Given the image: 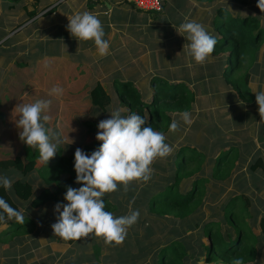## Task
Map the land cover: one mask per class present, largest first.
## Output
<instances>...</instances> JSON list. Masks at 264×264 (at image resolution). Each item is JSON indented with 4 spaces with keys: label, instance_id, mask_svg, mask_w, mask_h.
Wrapping results in <instances>:
<instances>
[{
    "label": "trees",
    "instance_id": "trees-1",
    "mask_svg": "<svg viewBox=\"0 0 264 264\" xmlns=\"http://www.w3.org/2000/svg\"><path fill=\"white\" fill-rule=\"evenodd\" d=\"M159 1L161 11L150 10L149 13H156L159 16L165 15L167 7L163 0ZM192 1L203 6L202 8H206L217 0ZM229 1L237 7L239 5L257 7L258 4V0ZM37 5L38 0L35 1V7ZM131 5L137 7L133 2ZM179 8H184V6ZM188 12L190 9H187L186 14ZM37 13L38 9L29 13V19L35 18ZM205 20V16L199 18V22L217 40L211 55L220 58L218 63L212 67L214 69L215 67L217 69V66L221 68L223 78L232 95L238 99L235 102L238 104L236 107L245 108L246 103L253 104L256 101V95L253 93L251 80L253 76L260 75V71H264V20L253 13L237 14L234 10L222 5L214 9L212 21H210L211 25L205 24ZM228 54L229 56L223 61V55ZM237 74L239 76L234 78ZM176 79L175 82H171L156 74L145 78L138 84L133 80L117 79L105 86L102 82L97 81L94 82V86H90L91 88H86L90 92L87 99L90 100L93 109L109 112L113 107H116V109H123V116L134 112L147 121L145 126H151L154 130L163 132L166 136V143L171 140L178 142L183 138V131L179 130L180 123H182L180 114L184 111L191 113L196 108L198 99L192 80L188 82L180 74ZM79 95L80 93L75 94L66 91L63 99L67 102H73L77 101ZM52 101L57 102V100ZM51 108L54 110L51 111L50 116H55L59 107L51 105ZM174 119L179 122V129L173 133L169 132V125ZM199 121L200 119L196 124ZM99 122L87 120L82 125H89L90 135L97 136ZM196 128L199 129L197 126L191 128L189 135L191 139L198 142L199 133H194ZM261 132L264 135V124ZM177 134L180 137L179 140L174 139ZM10 141L13 142V140ZM221 142H224L223 144L228 146V149L212 157L211 163L208 161L207 152H200L197 148L198 144L190 146L182 143H179L169 156L156 158L153 161L151 165L152 175H154L152 185L157 184L158 187L151 194L147 207L149 210H153L151 213L154 212L153 214L156 215L154 218L159 220L156 227L162 230L161 233L167 229V220H175L176 222L175 229L170 230L168 242L165 245L160 244L156 249L154 245L152 246V254L157 252L162 258L159 264H232L234 258L242 259L244 264H253L263 259L261 253H264V217L259 220L263 238L259 240L258 234L249 225L248 219L252 221L255 214L251 211L249 213L250 203L243 195L242 189H239L241 192L227 190V187L230 186H233V189L239 188L241 185L239 183L244 180V178L242 180L239 178L233 181L235 171L239 166L236 165L237 160L231 161L233 155L237 157L240 155L239 153L244 154L242 145L237 140L233 143L229 139ZM101 144L102 142L96 139L84 146V152L89 155V153L97 150ZM7 145L10 148L13 147L9 144L3 146L7 147ZM22 150L24 151L23 154L14 156L6 148H3L6 155L7 153L10 155L0 160V176H3L1 171L4 170L13 169L22 172L24 175L39 170L46 183L54 185V188H44L37 196H34V188L31 182L17 180L13 184V195L21 201L30 202L34 209H39L48 204H67L68 202L64 199L67 187L79 188L81 185L76 183L75 154L68 156V159L58 161L56 164L53 160L49 166L37 168L39 151L35 153L30 151L29 155L26 154V144H23ZM258 169L264 171V163L261 159L256 162L253 161L250 165L251 173H255ZM205 172L208 173V176L200 175ZM163 173L166 174L163 175ZM209 192L212 193L211 197L215 199L214 201L220 200L224 196L222 204L212 214L216 216L217 221L206 222V226L201 232L193 233L199 223L205 222V219L198 216L196 212L205 205L204 202L205 199H208ZM0 197L5 199L14 209L20 211L19 204L2 186H0ZM103 200L105 211L113 214L118 211V205L114 204L113 201L108 198H103ZM242 201H244L243 206L241 205ZM9 220L11 219H8L5 214L4 222ZM4 222H0V225ZM253 224L256 225L257 220L253 221ZM177 225L179 226L178 230ZM183 225H186L187 228L183 229ZM13 232L15 231L11 230L10 234ZM188 233H190L189 236ZM206 239L209 240L208 244L205 242ZM124 240L126 241V237ZM157 240L160 241L159 236L153 241ZM76 241L78 240L71 239L68 240V243L74 244ZM148 244L138 254L136 252L130 253L133 258L138 259V264H153V258L147 253ZM124 246L126 249V242ZM101 252L102 248L97 249L98 254ZM193 253H199L201 258H194ZM126 263L131 264L129 259Z\"/></svg>",
    "mask_w": 264,
    "mask_h": 264
},
{
    "label": "crops",
    "instance_id": "crops-1",
    "mask_svg": "<svg viewBox=\"0 0 264 264\" xmlns=\"http://www.w3.org/2000/svg\"><path fill=\"white\" fill-rule=\"evenodd\" d=\"M35 1L37 2V0H0V160L10 155V153L6 155L3 148L13 154V148L3 145H17L14 139L19 133V129L15 120L19 117H15L13 110L29 95H35L38 99L51 100V104H56L59 107L55 116H50L51 111L54 110L51 106L47 111V115L51 118L49 122L56 123L62 105L76 103L63 99L67 90L79 94L89 88L88 84L94 86V82L105 81L102 83L107 86L117 79L133 80L138 84L145 78L156 74L175 82L176 77H179L180 74L188 82L192 80L197 92L198 103L190 113L191 116H195V120L192 122L204 118L209 125L208 130L211 132L206 133L208 136L215 135L220 138L226 133L225 137L221 138L222 140L229 139L231 143L235 140L240 142L242 149H245L246 159L244 161L246 162L237 164L239 168L235 171V176L243 177V183L252 186L251 191L253 192L254 189L259 190L264 186L263 170L258 169L255 173H251L250 166H247L248 162L251 165L253 161L256 162L259 159L264 163V135L261 132L264 120L260 117L259 112H247L245 108L240 107H236L234 111L236 115L230 117L227 98L230 104L234 103L235 106L238 104L235 103L236 97L229 100V95H232V92L223 78L221 68L217 66V69L216 67L214 69L212 67L218 63L220 58L210 55L205 64H197L187 54V50H183L184 45L188 43L186 37L183 36L185 34H179L173 27L178 28L188 16L189 20L198 23H200L199 18L205 16V24L211 25L213 13L207 6L202 8L203 6L192 0H176L179 16L178 20H174L168 11L170 0H163L167 9L165 15L161 16L149 13L150 10L132 6L131 0H38L36 7ZM183 6L184 8H179ZM35 9H38L36 17L29 19V13ZM187 9H190L187 14L192 13L191 15L186 14ZM77 11L91 12L101 20L105 32L104 39L108 40L110 44L108 55L100 57L94 41L81 40L79 42L69 33L67 30L68 16ZM193 64L200 69L198 76H194ZM189 65L191 66L189 67ZM56 85L63 88L62 96L48 94L50 89ZM251 85L254 91H264V71H260V75L252 77ZM89 93L87 91L79 101H90L87 99ZM52 100H57L58 103ZM212 119H214V123ZM257 121L260 123L254 127L253 124ZM181 122L185 127L192 125L185 124L182 120ZM182 123L180 124L183 125ZM203 132L205 133V131ZM204 133L206 145L204 147L199 145L198 149L203 148L204 151H209V147L212 150L218 145L220 149L217 151L218 153L228 149V146L226 147L224 142H221L222 140L220 141L221 145H215L209 140V137L206 141ZM231 133H236V136ZM10 140L14 141L11 143ZM14 153V156L21 154L18 149ZM248 167L250 175L249 179H246L243 172H247ZM12 171V169L8 170L5 175L3 173L2 175L6 176L8 172ZM15 181L17 180L13 179L12 186L8 189L12 196ZM227 189H232V186ZM259 192L264 197V189ZM13 199L18 203L14 196ZM24 205L19 204L24 221L35 220L36 218L28 217L29 211ZM55 206L48 204L41 207L49 210L47 213L54 222L58 213L55 210L51 212V209ZM35 210L37 216L39 211ZM257 216H259L257 220H261L264 217V211H260ZM35 221L37 222V220ZM16 223L18 222L14 218L2 223L0 229L4 228V230L0 236L11 232ZM41 224H45L43 218ZM47 228L48 231L41 235L50 233L45 237L49 242L53 241L51 238L57 239L58 236L53 235L50 224L47 225ZM157 231H160L159 235L161 236L162 230L157 229ZM258 238L259 240L263 239L261 233ZM129 241L128 239L126 242L128 247L135 245L130 244ZM64 242L68 243V240L66 242L63 239ZM75 243L64 244L63 249L52 252V255L57 257L58 262H65L67 256L71 258L69 253ZM15 248L17 252V247ZM134 252L137 254L140 252L138 246ZM94 253L95 257L92 258V261L97 259L100 261L101 255H108L103 248L101 254L97 253V249ZM7 255L5 256L6 263L13 259V254ZM0 256H2L1 250ZM72 256L75 257V253ZM128 259L129 255L127 254L126 262ZM1 262L3 263V256ZM108 262L109 259L104 263L108 264Z\"/></svg>",
    "mask_w": 264,
    "mask_h": 264
},
{
    "label": "clouds",
    "instance_id": "clouds-1",
    "mask_svg": "<svg viewBox=\"0 0 264 264\" xmlns=\"http://www.w3.org/2000/svg\"><path fill=\"white\" fill-rule=\"evenodd\" d=\"M257 7L264 12V0H258ZM68 20L67 30L79 42L94 41L100 57L109 54L110 44L104 39L103 24L97 15L77 11L68 16ZM173 27L179 34H185L183 36L188 43L183 50L186 49L197 64H203L213 53L217 40L201 23L186 17L178 28ZM63 91L62 87L56 85L48 94L62 96ZM253 93L256 95L259 115L264 120V91ZM50 106L51 100L37 99L18 104L13 110L16 117H19L15 123L20 140L30 148H38L40 161L47 165L56 156L59 145L65 142L60 131L46 127L51 119L46 114ZM122 111L123 109H116L110 113V118L99 122L96 139L102 144L91 155L80 148L76 149V183L82 186H68L64 197L68 203H58L55 206L57 222L51 225L55 236L65 240H79L94 234L103 238L107 245L120 244L128 229L138 221L140 212L133 210L131 204L127 215L115 217L112 212L105 211L102 198L106 193L117 191L120 184L127 190L132 181L147 183L151 179L153 161L169 156L173 148L166 143L163 132L145 126L147 121L143 117L134 112L123 116ZM180 119L185 124H190L191 114L184 111L180 114ZM178 129L179 122L174 119L169 125V132L174 133ZM0 186L10 189L11 179L0 176ZM5 214L8 219L14 218L18 223H24L23 214L0 197V222L5 221ZM232 264L244 262L240 258H234Z\"/></svg>",
    "mask_w": 264,
    "mask_h": 264
},
{
    "label": "rangeland",
    "instance_id": "rangeland-1",
    "mask_svg": "<svg viewBox=\"0 0 264 264\" xmlns=\"http://www.w3.org/2000/svg\"><path fill=\"white\" fill-rule=\"evenodd\" d=\"M176 3H177L176 0H170V5H168L169 6L168 11L171 13L172 18L174 20H178V16H179ZM138 4H139L138 7L141 6L142 9H145V10L152 9L151 5L149 4V0L144 1V2H139ZM221 5L226 8H230L234 10L237 14L244 15L248 13H253L261 20H264V12H261V10L258 7H251L249 5L244 6V7L239 5L237 7L233 2H230L229 0H217L216 2L208 5L207 8L211 9V12L214 13V9L215 8L217 9V7ZM228 56L229 54L223 55L224 59L227 58ZM199 74H200L199 67L197 65H194V76H198ZM237 76H239V74L235 75L234 78ZM101 82L105 83V81H101ZM88 87H90L89 84H88ZM17 91H20V90L17 89ZM87 91L88 90H83L80 93L79 95L80 97L77 98V101H75L76 103L74 102L64 103L62 105V108H61L62 110H60V116L56 123L47 122L46 127L52 128L54 131H60L62 133V136L65 142L59 145L56 156L50 160L51 162H49L48 165L45 163H42L39 159L37 162V168L47 167L50 164H52L53 160H54V164H56L58 161H61L63 159H68L69 158L68 156L75 154V151L77 148H80L84 151V146L86 144H90V142L96 140V135L94 136L90 135L91 132H90L89 125L87 126L82 125L84 121L92 120V122L93 121L96 122V121L108 119L110 118V113L116 110V107H113L114 110L111 109L109 112L108 111L104 112L100 109H93L90 101H85V102L78 101L79 99H82L85 96ZM234 98L235 97L233 95H229V100H233ZM37 99H38L37 96L29 95L28 97H26V99L23 102H34ZM236 100L238 99L236 98ZM226 101L227 103H229L228 107H230V117L235 116L236 115L234 112L236 110L235 104L234 103L230 104V102H228V98ZM51 105L54 107H57L56 104L55 105L51 104ZM245 110L247 112L249 111L259 112L257 102L255 101L253 104L246 103ZM15 117H16V114H15ZM193 120H195V116H191V123H190V125L192 124L191 126L186 125L185 127L184 125H181L182 127H184V128L180 127L179 129L183 131L182 139L179 140L180 137L177 134L174 136V139L179 140V141L177 142V141L171 140L168 143L173 148V150L177 148L179 143L190 145V146L198 144L204 147L206 143L204 142V135H203L204 132L203 131H205L204 134H205L206 141L209 137V140L211 142H214L215 145L216 144L221 145V142H220L222 140L221 138H224L226 133L220 138L215 135L208 136L207 134L211 132L207 128L209 125L207 124L205 119L202 118L197 124H196V121L192 122ZM212 121L214 123V119H212ZM259 123L260 121H257L255 124H253V126L255 127V125ZM196 126L199 127V129L196 128L197 130L194 132V133H199L198 142L191 139L189 135V130ZM233 135H235V133ZM238 138H239V135H238ZM14 140L16 141L17 145H13V147H11V148H15L13 149V155H15L14 152L16 149H18V151L21 153L24 152L22 150V147H23V144L25 143H23L20 140L19 133L16 135V138ZM218 146L212 150H210V147H209V151H206L208 154L209 163L212 162V159H213L212 157L216 156L218 153L217 151L220 150ZM199 150L200 152H204L203 148H200ZM242 150L244 151L245 149H242ZM30 151L32 153H35L36 151H39V150L38 148H30L29 146L26 145V154L29 155ZM239 154H240L239 156L235 157V155H233L231 158L232 162L233 161L235 162V160L238 161L236 165L246 162L244 161L245 155L243 153H239ZM89 155H91V153H89ZM209 165H212V164H209ZM247 166H250V162L247 163ZM5 172H6L5 170L1 171V173H3L4 175H5ZM164 174L166 173H163V175ZM243 174L246 176V179H249L248 178V176L250 175L249 167L247 169V172H243ZM200 175L206 177L208 176V173L205 172ZM153 176L154 175H152L151 179L147 183L140 181V180L130 182L129 183L130 186L128 185L127 190H125L124 186L120 184L117 191L106 193L103 197V198H108L112 200L114 204L118 205V211L113 214L115 217L127 215L129 213L130 204L133 210H139L140 212L139 219L136 224L132 225L128 229L127 235H126V241L123 240V242L120 244L113 243L112 245H107L104 243L103 238H98L94 234H90L88 237H82L81 239L76 241L73 249L69 253V255L71 254V258L67 256V259L65 262L64 261L58 262L57 257L52 255V252L54 251L56 252L58 249L59 250L63 249L64 244H68V243H65V242L63 243V239L60 237H58L57 239L51 238L53 239V241L49 242V240L45 239V237H47L50 233H47L46 235H41V233H46L48 231L47 225L49 224L52 225L56 223L57 219L54 222L53 218L48 215L47 212H49V210L46 208H39L37 210L39 211V213L36 216V210L32 208V205L30 204V202L27 203V202L21 201L16 196L13 195L15 197V200L21 206L25 204L24 206L26 207L27 211H29L28 217L31 219L36 218L35 220H37V222L35 220H26L24 221L23 224L16 223L12 227V231L13 230L15 231L13 232V234L12 233L10 234V232H8L0 236V250L2 251V256H3V263L1 262L0 264H105L104 262L108 261V259H109L108 264H127L126 263L127 254L129 255V260L131 264H138V259L133 258L130 253L134 252L137 246L140 250L145 249L147 247V243H149L148 248H147V253L151 255V258H153L154 260L153 264H159L162 258L161 256L159 257L157 252L152 254L151 252L152 246L154 245V248L156 249L158 248L160 244L165 245V243L168 242V238L170 236L169 235L170 230L175 229L176 222L175 220H167L166 221L167 229L163 230V232L161 233V236L159 235L160 231H157L159 227H156V224L159 222V220L154 218L156 215L153 214L154 212L151 213V211L153 210H149V208L147 207V202L151 194L153 193V191H155V188L158 187L157 184L152 185ZM6 177L11 179V181H13L14 179V180H20L23 182H31L34 188V196H37L39 192L44 188H51V189L54 188V185H48L46 183L43 176L40 175L39 170H36L28 175H24L22 172L13 170L12 172H8L6 174ZM239 178H241V180L243 179V177L235 176L233 178V181H236ZM239 184H241L240 185L241 187L239 186V188L233 189V186H232V189H227V190L228 191L234 190L235 192H241L239 189H242L243 195L245 196L246 199L249 200V203H250L249 213L251 211V213L255 214V217L252 221L248 219L249 225H251L254 232L259 235L261 233V229H260V225L258 224L259 220H257L259 216L257 215L260 211H264V197L259 191L264 189V186L260 188L259 190L254 189V192H253L251 191L252 186H250L249 184L247 183L245 184L243 182H240ZM81 186L82 185H80L79 187ZM225 194L226 192L224 193V195ZM239 194H242V193H239ZM211 196H212V193L209 192L207 196L208 199H205V202H204L205 205H203L196 212L198 216L203 217L205 219L204 220L205 222L199 223V226L193 231V233H196L199 231L201 232L206 226V222L208 223V222L217 221L216 216L212 214H214L216 210H218L216 208L220 207V204H222L223 202L224 196L220 200L218 199L216 201H214L215 199H212ZM133 201L134 203H132ZM243 204H244V201H242L241 205L243 206ZM51 210H52L51 212H53L55 208L53 207ZM42 218L44 219L45 224H41ZM255 220H257L256 225L253 224V221ZM186 228L187 226L183 225V229H186ZM178 229H179V226L177 225V230ZM3 230L4 228H1L0 233L3 232ZM52 233L54 235L53 231ZM189 235L190 233H188V236ZM157 236H159L160 241L159 240L153 241ZM128 239L130 240L129 241L130 244H135V245H132L129 247L127 246L128 248L125 249L124 243L127 242ZM175 239H178V238H175ZM205 242H207L208 244L209 240L206 239ZM15 247H17V250H18L17 252H16ZM99 248H103L104 252L106 251L108 255L107 256L101 255L102 257L100 261L98 259L95 261H92V258L95 257L94 256L95 250ZM73 253H75V257L72 256ZM199 253H196V254L193 253L192 256L194 258L200 259L201 256ZM7 254H13V259L10 260L8 263L5 262V256H8ZM262 255H263V261L256 262L253 264H264V253H261V256ZM2 256H1V259H2Z\"/></svg>",
    "mask_w": 264,
    "mask_h": 264
},
{
    "label": "built area",
    "instance_id": "built-area-1",
    "mask_svg": "<svg viewBox=\"0 0 264 264\" xmlns=\"http://www.w3.org/2000/svg\"><path fill=\"white\" fill-rule=\"evenodd\" d=\"M133 3L136 4V6L138 7V3L139 2H144V1H147V0H131ZM149 4L151 5L152 9L151 10H156V11H161V4H160V1L159 0H149ZM140 9H142L141 6H139ZM149 9V8H148ZM145 10V9H143Z\"/></svg>",
    "mask_w": 264,
    "mask_h": 264
}]
</instances>
